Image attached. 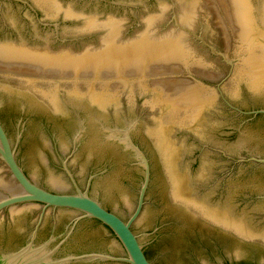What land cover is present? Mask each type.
<instances>
[{"label": "water", "instance_id": "95a60500", "mask_svg": "<svg viewBox=\"0 0 264 264\" xmlns=\"http://www.w3.org/2000/svg\"><path fill=\"white\" fill-rule=\"evenodd\" d=\"M215 1L230 52L208 0H0V264H264V0Z\"/></svg>", "mask_w": 264, "mask_h": 264}, {"label": "rangeland", "instance_id": "374dc122", "mask_svg": "<svg viewBox=\"0 0 264 264\" xmlns=\"http://www.w3.org/2000/svg\"><path fill=\"white\" fill-rule=\"evenodd\" d=\"M208 1L212 4V6L214 8V11H215L214 23L216 24V26L218 28L221 29V31L223 33V36L225 39V44H226V51L230 52L232 50V40H231V36H230V32L228 30V27H227L222 15H221V12L217 6L216 1L215 0H208ZM218 2L221 5L224 13L228 17L231 27L234 30H237V28L235 27V25L233 23V19H232L231 13H230V6L227 3V1L226 0H218Z\"/></svg>", "mask_w": 264, "mask_h": 264}, {"label": "flooded vegetation", "instance_id": "af4514ba", "mask_svg": "<svg viewBox=\"0 0 264 264\" xmlns=\"http://www.w3.org/2000/svg\"><path fill=\"white\" fill-rule=\"evenodd\" d=\"M258 110H260V109H258ZM7 210L10 212V209H7ZM8 211H7V212H8ZM11 211H12V210H11ZM41 212H42V209H41ZM80 214H81V213H80ZM81 222H82V221H81ZM81 222H79L75 227H74V221L70 222V224L68 225V227L66 228V230L64 231V233L61 234V235H59V236H56V229L53 230V234L55 235V237H52L51 239H52V240H56V242H57V247L61 248L62 246H64L65 244H67V243L71 240L73 234L75 233V231L77 230V228H78V226H79V224H80ZM37 223H38V221L36 222V224H35V226H34V230H35V228H36ZM43 224H44V221H43L42 225H41L40 228H39L38 234H39L41 228L43 227ZM73 227H74V228H73ZM53 228H54V227H53ZM55 228H56V227H55ZM34 230H33V232H34ZM71 231H72V232H71ZM70 233H71V235H70V237L68 238V235H69ZM32 234H33V233H32ZM34 246H35V244H34ZM20 249H21V248H20ZM20 249H19V250H20ZM80 255H84V254H80ZM75 256H79V255H75ZM80 262H84V261H80ZM87 262H90V261H87ZM103 262H108V264H117V263L110 262V261H103ZM73 263H74V262H73ZM53 264H60V263L57 261L56 263H53Z\"/></svg>", "mask_w": 264, "mask_h": 264}]
</instances>
